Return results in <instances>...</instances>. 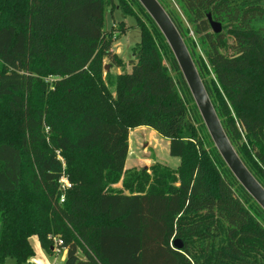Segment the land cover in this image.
<instances>
[{"label": "trees", "instance_id": "1", "mask_svg": "<svg viewBox=\"0 0 264 264\" xmlns=\"http://www.w3.org/2000/svg\"><path fill=\"white\" fill-rule=\"evenodd\" d=\"M159 1L264 187V0ZM107 2L0 0V264H31V237L51 249V234L67 247L63 264H264V210L219 153L138 0L115 5L141 30L131 68L105 73L106 57L124 65ZM139 126L169 139L178 166L155 162L152 183L105 191L126 172ZM64 173L72 187L61 203Z\"/></svg>", "mask_w": 264, "mask_h": 264}, {"label": "rangeland", "instance_id": "2", "mask_svg": "<svg viewBox=\"0 0 264 264\" xmlns=\"http://www.w3.org/2000/svg\"><path fill=\"white\" fill-rule=\"evenodd\" d=\"M165 2V1H164ZM119 3V0H112V2L106 4L105 14H104V23L105 28L111 29L114 28V35H117V38L113 41L112 51L116 53L117 57L123 61V67L119 66L117 62H114L110 58L104 59V64L108 65V71L112 74H117L123 71L130 70L131 63L134 61V50L137 43L141 38V30L136 24L135 17L128 15L123 17L122 12L119 9H115V5ZM135 11L138 12L136 7H133ZM143 19V15L138 12ZM145 24L148 25V21L145 20ZM105 67V66H104ZM46 132H49V128H45ZM145 134V132H141ZM160 135V134H159ZM155 139L152 137L143 135L141 141L135 138V146L132 150L126 161V166L128 167L119 179L118 182L112 183L113 185L118 184L113 188V186L107 187L105 191L114 192V191H130L131 185L133 189L137 184L139 185H148L152 183L153 177L155 175L152 166L155 162H162L168 164L172 167L177 166L178 157L170 155L169 152V142L163 136H155ZM2 134L0 135V139ZM150 142V143H148ZM147 143L145 146L143 144ZM150 145V146H149ZM155 150H153V148ZM61 160L63 161L65 170H66V160L63 154L60 155ZM172 158L174 161H172ZM173 162V163H172ZM135 165V166H134ZM146 170V173H141V170ZM68 171V170H67ZM157 173V172H156ZM58 236V235H55ZM52 234L48 236L52 244L51 249L47 247H42L37 236L31 237V244L34 249V257H32L31 264H63L66 258V251L59 248L56 245V241L53 239ZM81 254V253H79ZM6 264H16L14 259L9 258ZM30 264V263H29Z\"/></svg>", "mask_w": 264, "mask_h": 264}, {"label": "water", "instance_id": "3", "mask_svg": "<svg viewBox=\"0 0 264 264\" xmlns=\"http://www.w3.org/2000/svg\"><path fill=\"white\" fill-rule=\"evenodd\" d=\"M138 1L150 14L173 51L206 128L219 153L238 181L264 210V187L246 167L227 137L191 54L169 13L159 0ZM208 19L214 32L222 30L221 23L213 20L210 14ZM108 68V65H105L104 69L106 71L109 70ZM173 245L180 249L183 247V242L181 239L176 238L173 241Z\"/></svg>", "mask_w": 264, "mask_h": 264}, {"label": "crops", "instance_id": "4", "mask_svg": "<svg viewBox=\"0 0 264 264\" xmlns=\"http://www.w3.org/2000/svg\"><path fill=\"white\" fill-rule=\"evenodd\" d=\"M145 132V134H143V133H141V132ZM143 135H147V136H150V137H152L151 139H155V141H157L156 140V138L157 137H155V136H161V135H159L154 129H152L151 127H148V126H139V127H136V128H134V129H132L131 131H130V133H129V149H128V156H127V159H128V157L130 156V154L133 152L132 150L134 149V144H135V138H137V140H140L141 141V137L143 136ZM166 140L169 142V139H167L166 138ZM148 143H150V142H148ZM147 143H145V144H143L144 146L146 145ZM150 146V145H149ZM151 148H153V147H151ZM153 150H155V148H153ZM127 159H126V161H127ZM172 161H174V159L172 158ZM179 162H180V158H179V160H177V166H178V164H179ZM173 163V162H172ZM168 165V164H167ZM135 166V165H134ZM170 166V165H169ZM176 167V166H175ZM125 168L127 169L128 167L126 166V164H125ZM116 186H119L118 184H115V185H113V188H115Z\"/></svg>", "mask_w": 264, "mask_h": 264}, {"label": "built area", "instance_id": "5", "mask_svg": "<svg viewBox=\"0 0 264 264\" xmlns=\"http://www.w3.org/2000/svg\"><path fill=\"white\" fill-rule=\"evenodd\" d=\"M72 187V183L69 180L68 176L64 173L59 179V190H60V202L65 201L66 192ZM53 239L56 241V245L62 250H67V247L64 246L63 239L59 236H54Z\"/></svg>", "mask_w": 264, "mask_h": 264}]
</instances>
